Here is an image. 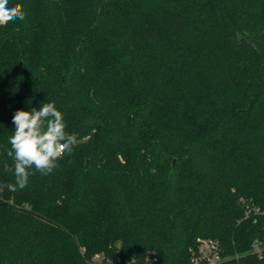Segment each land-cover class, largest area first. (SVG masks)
I'll list each match as a JSON object with an SVG mask.
<instances>
[{
  "label": "trees",
  "instance_id": "1",
  "mask_svg": "<svg viewBox=\"0 0 264 264\" xmlns=\"http://www.w3.org/2000/svg\"><path fill=\"white\" fill-rule=\"evenodd\" d=\"M10 4L0 184L17 110L53 102L77 144L0 191V264H190L205 238L264 264V0Z\"/></svg>",
  "mask_w": 264,
  "mask_h": 264
},
{
  "label": "clouds",
  "instance_id": "2",
  "mask_svg": "<svg viewBox=\"0 0 264 264\" xmlns=\"http://www.w3.org/2000/svg\"><path fill=\"white\" fill-rule=\"evenodd\" d=\"M25 13L19 4L11 5L10 0H0V25L9 21L23 20ZM15 131L9 138L11 149L7 156L13 161L4 170L14 175L15 183L0 184V191L12 192L24 189L33 169L41 175H48L57 168V160L65 153H72L77 144V135L66 131L63 114L53 102H44L39 110H17L12 117Z\"/></svg>",
  "mask_w": 264,
  "mask_h": 264
},
{
  "label": "built area",
  "instance_id": "3",
  "mask_svg": "<svg viewBox=\"0 0 264 264\" xmlns=\"http://www.w3.org/2000/svg\"><path fill=\"white\" fill-rule=\"evenodd\" d=\"M254 251L260 256H263L264 248L259 241L253 244ZM100 258L99 254H96ZM229 258L225 255V251L220 241L214 238L202 239L197 251L192 257L190 264H218Z\"/></svg>",
  "mask_w": 264,
  "mask_h": 264
}]
</instances>
